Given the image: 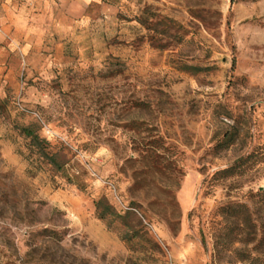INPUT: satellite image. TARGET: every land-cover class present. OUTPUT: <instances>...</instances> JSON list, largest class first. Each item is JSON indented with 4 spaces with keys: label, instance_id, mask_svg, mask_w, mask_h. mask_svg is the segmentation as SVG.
I'll return each instance as SVG.
<instances>
[{
    "label": "rangeland",
    "instance_id": "1",
    "mask_svg": "<svg viewBox=\"0 0 264 264\" xmlns=\"http://www.w3.org/2000/svg\"><path fill=\"white\" fill-rule=\"evenodd\" d=\"M262 189L264 0H0V264H264Z\"/></svg>",
    "mask_w": 264,
    "mask_h": 264
},
{
    "label": "trees",
    "instance_id": "2",
    "mask_svg": "<svg viewBox=\"0 0 264 264\" xmlns=\"http://www.w3.org/2000/svg\"><path fill=\"white\" fill-rule=\"evenodd\" d=\"M24 131L28 136H31V131L29 129H25ZM233 142H234V140H232V136H226L224 138V140L219 144L220 145L219 147L224 148V149L229 148L233 145ZM241 163H242V160H240L236 166L226 170L225 172H227V173L233 172L235 169H237V168H239V166H241ZM260 194H262V196H264V190L263 189L261 190ZM101 217L104 218L105 214H101Z\"/></svg>",
    "mask_w": 264,
    "mask_h": 264
},
{
    "label": "crops",
    "instance_id": "3",
    "mask_svg": "<svg viewBox=\"0 0 264 264\" xmlns=\"http://www.w3.org/2000/svg\"><path fill=\"white\" fill-rule=\"evenodd\" d=\"M85 2H91V1H96V0H83Z\"/></svg>",
    "mask_w": 264,
    "mask_h": 264
}]
</instances>
